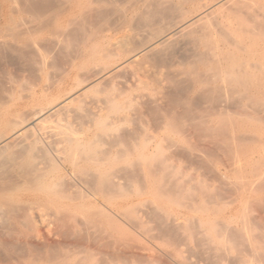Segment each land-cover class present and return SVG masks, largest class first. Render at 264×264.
Listing matches in <instances>:
<instances>
[{
  "label": "bare ground",
  "instance_id": "obj_1",
  "mask_svg": "<svg viewBox=\"0 0 264 264\" xmlns=\"http://www.w3.org/2000/svg\"><path fill=\"white\" fill-rule=\"evenodd\" d=\"M42 1L49 0H35L38 4H42ZM29 2L35 3L32 0L0 1L1 52L4 51L1 47L11 41L22 45H18V48H24V45L27 46L24 49L32 47L34 52L41 53L42 50L36 44L38 40L41 42L40 39L46 36L58 40L66 39L67 27L71 26L69 29L72 30L80 24H76L79 20L83 22L82 19L88 17L89 20H98L104 27L116 21L118 28H111V35L102 34L101 30V33H91V39H86L89 49H86L87 44L85 51H78L77 56L73 55L74 59L68 60L69 77L76 74L74 72L77 70L91 65L98 66L94 74L85 81L87 85L84 89L71 90L66 96L57 94V90V95L49 100L53 87L47 90L42 88L43 90L30 96L29 104L38 108H34L29 116L20 109L22 113L19 110H0V174H3V170L5 173V169L10 166L23 178L22 183L10 189L0 185V210L11 221L8 223L11 226L10 232L0 231V247L8 249L21 245L20 252L24 253L22 257L13 260L12 264H101L103 261L100 262L99 258L97 260L94 251L102 245L95 243V240L98 237L101 240L107 239L106 246L115 254L121 229L100 205L114 209L117 215L140 233L156 237L178 251L182 245L190 247L195 244L199 249L205 250L214 263L223 264L226 261L230 264L229 254L240 245L246 254L240 253L233 259L235 263L231 264H264V236L253 233L258 220L262 219L253 217L250 200L254 192L259 193L258 184L264 181V173L261 172L264 167V138L253 139L256 138L253 137L254 133L252 137L248 136L249 133L259 130L260 125H264V49H259L264 46V20L254 12L245 10L252 7L251 4L245 0H129L125 7H121L114 0H58V4H64L59 8L66 7L57 9L54 5L57 10L50 13L49 10H46L47 13L44 11L43 4H37L36 9L41 10V6L45 14L37 10L38 13L41 12L39 15L36 13L37 18L35 10L33 11L34 17L40 22L39 27L34 29L31 26L24 27L25 25L20 24L22 19L17 20L11 14L16 5L27 14ZM256 2L259 1L253 2V5ZM223 9L239 16L238 26L225 31L223 25L224 27L220 26L222 29L215 32L212 29L215 24L212 17ZM20 16L22 18L21 14ZM219 25L217 23L216 26ZM114 33L121 35L116 42H112ZM245 35L250 41H256L257 46L241 43V36ZM221 39H224V44ZM231 44L235 49L229 48ZM186 45L192 48L183 57V62L170 63L178 49ZM7 46L9 49V45ZM147 63H152L157 70L153 69V73L148 71L149 68L145 67ZM159 67H165L166 70ZM128 72L138 76L136 88L141 92H148L147 95L143 93L145 95L139 94L140 97H135L136 95L129 94L122 95L125 96L122 98L118 97L119 92L116 93L117 97L107 95L106 92V96H103L100 90L96 103L110 106L114 114L119 116L117 122L126 124L131 121L128 112L134 111L137 104L156 103L157 106V102L161 100L169 101L173 106L171 112L162 114L158 111L163 115L165 135L148 137L144 134L134 139L136 133H120V124L112 121L110 115L95 111L91 113L88 109L85 113L88 114L94 130H89V125L85 132L72 130V125L67 124L70 128H61L60 122L55 137L50 139L49 135L50 148L55 157L71 170L72 178L66 179L63 177L62 168L54 165L47 151L41 148L38 134L46 128L45 124L53 122V118L60 119L59 116L72 112L71 105L79 102L86 93L96 90L102 82L112 77L116 79V76L120 77V74ZM78 85L79 82L74 86ZM110 85L112 86L111 83ZM111 88L113 92L116 91ZM102 90L105 91L104 88ZM199 104L208 106V115L197 116V113L194 116ZM156 106L153 107L157 108L159 105ZM232 106L244 111L243 115L245 114L249 123L236 128L228 111ZM249 109L263 117L256 115L257 118H250L246 113ZM99 110L105 109L103 107ZM2 128L7 130L4 135L1 134ZM192 133H203V137L211 138L212 141L220 138L218 141L223 143L228 152L227 156L230 157V171L238 178H244L249 167L255 172L254 180L244 181V186L240 180V185L233 186L234 199L229 204L224 201L222 203L219 196L224 189L213 188L212 185H207L210 182L205 184L198 176L183 174L170 157H167V151L180 149L185 139L194 135ZM190 141L191 139H186L187 143L193 144ZM185 147L182 149L187 150ZM192 149L196 152L197 145L193 144L191 150L187 151L192 152ZM249 149L259 153L261 159L255 161L248 154L243 160H237L240 158L237 154V159L233 156L235 150ZM219 177L223 186H229V177ZM0 179L3 180L2 177ZM239 203L243 207L242 215L236 217L237 215L229 214L231 208ZM8 226L5 227L8 229ZM53 234L58 237L64 235V239L76 238L75 245L78 250H71L69 242L68 245L54 243L51 238ZM85 240L94 242L98 248L85 247ZM119 259L116 254L113 255L110 264H118ZM183 262L181 263L184 264Z\"/></svg>",
  "mask_w": 264,
  "mask_h": 264
},
{
  "label": "rangeland",
  "instance_id": "obj_2",
  "mask_svg": "<svg viewBox=\"0 0 264 264\" xmlns=\"http://www.w3.org/2000/svg\"><path fill=\"white\" fill-rule=\"evenodd\" d=\"M32 1L35 2V0H32ZM55 1L57 3L54 2V0L53 1L52 0H49V1H47L49 3L42 1L43 2L42 3L43 5L40 4V3L39 4L42 5L43 9L45 8L44 11L46 13H47L46 10H49L48 12L50 13L52 10L54 11V10L63 9V8L66 7V6H64L63 8L62 7L59 8L60 6H63L64 5V4H62L63 2L61 3L62 5H60V4H58V3H60V2H58V0H55ZM245 1H247L248 3H250L251 6H252V7H249L248 9H245V10H248V12H250V13L254 12L255 14H257V16L260 19H263L264 20V12H263V10H264V0H262V1L261 0H252V1L251 0H245ZM255 1H259V2H256L255 5H253V2H255ZM114 2L117 5L121 6V7H125V5L127 4L126 2H129V0H114ZM29 3H27V5L29 4L28 6L31 7V8L28 7L29 8V11L31 9H33V10H32V12L31 11L29 12L27 10V12L28 13H31V14H28V13L26 14V11H23V10L19 9L21 7L20 6L18 7V5H16V4L15 5L17 7L14 6V4H12V7L13 6L14 7H13V10H12V13L11 14L17 20L22 19L23 21L21 20L20 21V24H22L23 26L25 25L24 27L28 28V26H29V28H30V26H31L32 28L34 27V29H35V28H38L39 27L38 25H39L40 22H39V20L37 18H38V15L42 12V7L39 6L40 9H41V10H39V9H36L37 6L39 5L38 2L37 3L35 2L33 4H31L32 2H29ZM257 3H259V5H261V7H259V5H257ZM54 5L57 6L58 8L56 9V7ZM14 10H16L15 13L13 12ZM34 10H35V15L37 16V18L34 17L35 16L33 14L34 13L33 12ZM37 10H39L41 12L38 13ZM17 11H19V12L17 13ZM245 12H247V11H245ZM19 13L22 15V18H21V16H20ZM231 13L232 12H230V11H228L226 9H223L222 11L217 12L216 14H214V16L212 17L213 20H214L213 22L216 25H217V23L220 24V25L219 26H216L213 23L214 24V26H213L214 28H212V29L215 32H218L219 29H222L224 27L223 25H225V28H223V30L226 29L225 31L232 30V27L233 26L234 27H237L238 26V24H237V18L239 16H237L234 13H232V15H231ZM262 13H263V15H262ZM42 14H45V13L42 12ZM14 15H17V16H14ZM34 18H35V20H33ZM29 19H30V21H28ZM31 19H32V22H31ZM228 19L230 21H228ZM84 20H86V21H84ZM84 20L82 19V21L84 23L79 20L80 22L78 21L76 24L80 23L79 24L80 26L79 25H78L79 27L78 26H75L72 30L69 29V28H71V26L67 27V30L66 31H67V37L68 38L63 39L64 41L61 40V39L58 40L56 38H53L52 39L50 36H46L47 38L46 37H43L44 38V41H43V38L40 39L41 42H39V40H38L37 41L38 43H36V44H38L39 46L37 45L38 46L37 48L39 49V47H40V49L43 52H47V53H43L42 51H40L41 53H39V51L36 53V52H34L35 50H32L34 48H32L31 46H29V47H31L30 49L28 48L29 50L27 48L24 49L25 47H27V46H24V45H23L24 48L20 47L22 49L21 50L20 48H18L21 44H18L19 45L18 46L14 42H11V41L10 42L8 41L9 44H6L5 46H2L1 47L4 50L3 52L0 51L1 52V54H0V108H1L0 110L1 111H7L8 112V110L15 111V110H19L20 109V110L23 111V113H25V115L26 114L28 115V114H30V112L34 108H38L36 106H32V105L29 104L30 96L33 95L36 92H39V91H41L43 89L44 90L45 89L46 90L47 89H51V87H53L54 90H51V91L54 94H52V93L50 94V96H51V97L49 96V100H50V98H52V96H54L58 91L59 92L57 94H60L61 96H66L67 94L71 93V90H80V89H84L85 88V86L87 85V83L85 81L88 80L94 74L95 68H97L98 66L91 65L88 68L77 70L76 72H74L76 74H72L69 77V76H67V72L70 69V67H69L70 64H69V61L68 60L69 59L70 60L74 59L75 57L73 55L77 56L76 53L78 51H80V50H84L85 51L86 49H89V46L90 45H89L88 42H86V39H87V41H89V39H91V36H90L91 33H94L96 31L97 32H100V30H101L102 34H109V35H111V33H113V30L111 32L110 29L111 28H115L118 25H116V21H113L115 23H112L109 26L105 25V27H104V25H102L98 20H96L94 18L93 19L91 18V20H89V17H88L87 19H84ZM27 21H28V23L31 22V24L28 25ZM33 21H34V23H33ZM235 21H236V23H234ZM32 23L34 25L37 24V26L35 25L36 26L35 27ZM26 24H27V26H26ZM100 25H102V26H100ZM220 26H223V27L220 28ZM77 27H78V29H77ZM99 27H102V28H99ZM95 28H96V30H94ZM68 29L70 30V32H69ZM88 29H89V31H88ZM105 29H106V31L108 33L105 31ZM112 36H113L112 37L113 38L112 39V42H116L117 39L120 38L121 35H120V33H114ZM45 38H46V40H45ZM50 40H52V41H50ZM53 40H57V41H53ZM221 40H222L221 43L224 44V42H225L224 39H221ZM240 40H241L240 41L241 43H243V44H245V43L246 44H249L251 47L257 46L256 43H255L256 41H254V40H251L250 41L246 37V35L245 36H241V39ZM44 42H46V43H44ZM87 44H88V47L85 49V47L87 46ZM7 45H9V49H8V46ZM77 46H78V48H76ZM233 46L231 44V45H229V48L230 49H235V48H232ZM10 48H12V51H11ZM180 48H181V50H180ZM180 48L176 52L177 55H175V58L172 59V60L170 59L171 60L170 63L172 62L173 64H177L179 61L180 62H183V57H185V55H187L188 52H190V49L192 47L191 46L188 47L186 45L185 47L182 46ZM259 49L260 50L264 49V46H261ZM52 50H53V52H52ZM13 51H15V52H13ZM23 51H24V53H23ZM179 51H181V52H179ZM9 52H11V53H9ZM25 53H26V55H25ZM68 53H69V55H68ZM21 54H24V55H21ZM23 58H24V60H23ZM43 60H45V62H42ZM176 61H178V62L176 63ZM70 63H71V61H70ZM147 64H146L145 67H146V69L149 68V69H147L148 71H150V72L153 73V69L154 70H157V68L153 67L154 65L152 63H147ZM149 64H150V66L152 68L149 66ZM46 65H49V67L46 66ZM163 68L165 69V67H163ZM163 68L162 67H159V69H161V70H164ZM131 73L132 72H128L127 74H129V75H127L125 73L124 74H120V77H118L119 76L118 75V76H116V79H115V77H112L109 80L102 82L101 85H99V87L96 88V90H92V91L86 93L83 96L84 98L81 97V99L79 100V102L77 101L76 103L72 104L71 107H70V110L72 112L69 111V113L64 114V116L63 115L59 116L60 119H58V117L53 118V120H52L53 122H50V124L47 123V124L50 125V127H49V125L45 124V127L46 128L43 131H41L40 134H38L39 135V138H40V140L42 142V143L40 142L41 148L44 149V151H47V154L51 158L52 163L54 161V165H56L59 168H62V171H63V174H64L63 177H65L66 179H71L72 178V176H71V170H70V168L68 166H64L63 163H61L60 161L57 160V158L55 157L52 149L50 148L51 147V145L49 143L50 142V139H52V136H53V138L55 137V132L58 131V128H59V125L60 124H61L60 125L61 128H70L71 127L70 129L75 130V131H79V132H81V131L85 132L86 130L88 131L89 128H90L89 130H94L93 124L90 122V118H88V114L85 113V112H88L89 110H90L91 113H93L95 111V113L101 112L103 115H106V116L107 115L108 116L110 115V117H112L111 120L112 121L115 120L114 122H117L118 121L117 118L119 116L117 114L116 115L114 114V110L110 106H106L104 104L102 105L100 103H96V98H97V96H99L100 90H101V93H102L101 95H103V96H106V92H107V95L109 94V95H111L113 97H117V95L120 94L118 97H122V98L125 97V96H127V95H129V94H131L132 96H135L136 95L135 97H140L139 94H141V96H142V95H145L146 93H148L146 91H142L141 92L140 90H138L136 88V83H137L136 82L137 81L136 78H138V76L136 74H134L135 75L134 76L133 73L132 74ZM62 76H64V77H62ZM41 77H42V79H41ZM132 78H135V79H132ZM112 79H113V81H112ZM129 79H131V81L133 83L130 82ZM52 82H53V84H52ZM78 82H79V85L80 86L79 85L78 86H74ZM114 82H116V83H114ZM110 83L112 84V86L110 85ZM127 86L129 88H131V90L129 88H127ZM103 88L105 89V91L102 90ZM110 88L111 89L114 88V90H116V91L113 92V90H110ZM59 89L60 90L62 89L63 93H61L62 91H60ZM136 89H137L138 92L136 91ZM108 91H110V92H108ZM127 92H129V93H127ZM113 93H115V96H114ZM116 93H118V94H116ZM143 93H145V94H143ZM122 95H125V96H122ZM99 104L102 105V106H99ZM142 104L141 103L140 104H137V108L134 111H131L130 110L131 112L130 111L128 112V114L130 116V119H131V121L129 123H126V124L122 123L121 124V123L117 122V123L120 124V126H119V132L120 133H122V132H127V133L133 132V133H136L135 136H133L134 139L137 138V137L140 138L144 134L146 136H148V137H163L165 135V132H164V127L165 126H164V123H163L164 122V119H163V115H161L160 112L158 113V111H161L162 114L163 113L164 114L165 113H169L173 109L172 104L169 101L167 102L165 100L164 101L161 100V101L157 102V104L159 105V106L158 105L157 106L159 108L156 106V103H155V105L154 104H151V103L150 104L142 103ZM199 105H201V104H199ZM199 105L197 106L198 108L196 107V112L194 111V116H196L197 113H198L197 116L198 115L201 116L203 114L204 115H208L209 114V111H208L209 109H206V107L208 108V106L205 105V104H202L201 107L199 108ZM153 106H156L157 108H155ZM103 107H104V109L106 111L105 110L104 111L99 110L100 108H103ZM25 109H26V111H25ZM238 109L239 108L238 107L236 108L235 106L234 107L232 106V107H230L228 109L230 115L234 119V123L236 125V128L237 127L239 128V127H242V126L246 125L247 122L249 123V121H247L246 117L244 116L245 114L243 115V112L244 111L242 112L241 109H239V111H238ZM96 110H97V112H96ZM22 111H20V112L22 113ZM107 111H110V112L106 113ZM73 113H75V115ZM246 113L250 116V118L251 117L257 118L258 116H256V115H259L258 113L255 114L254 111H252L251 109H249V112L246 111ZM233 114H235V115H233ZM238 115H240V116H238ZM62 116H63V118H62ZM259 116H262L263 117V115H261V114ZM114 117H116V118H114ZM250 118L248 120H251ZM60 122H62V123H60ZM55 123H57V125H55ZM58 123H60V124L58 125ZM66 124L68 126H70V125H72V126L68 127ZM54 125H55V128L53 130L52 127ZM88 125H89V128H88ZM4 129H6V128H2V130H1L2 131V133H1L2 135L6 134V132H7V130H4ZM46 129H48V130H46ZM161 130H163V131H161ZM44 132L45 133L47 132L46 133L47 135ZM252 133H254L253 134L254 136L252 135ZM52 134H54V135H52ZM192 134H194V135L193 136L191 135V136L187 137L186 139L187 140H190L191 139L190 142H193L194 145H197V148L198 149H196L197 150L196 152L193 151V149H192V152L191 151H187L188 149L191 150L193 144L192 143H190V144L187 143L188 141L186 142V139H185V142L183 144H181V148L180 149H171V150L167 151L166 152V155L168 154L167 157L168 158L170 157V160H172V162L175 165H177L176 167H178L183 172V174L185 173V175H188V176L189 175L190 176H198L201 179H203L202 181L205 184H207L208 182H210V184L208 183L207 185H210V186L212 185L213 188L220 187L221 190L224 189V190H222L220 192L221 195L219 194V196L222 198V200H221L220 197L219 198L222 201V203L224 201V203L229 204L228 202H231V199L234 196L233 186L235 184H237V185L239 184L240 185L241 183L243 184L242 186H244V184H245V183H243L244 181H247L248 179L249 180H251V179L254 180L255 177H256L254 175L255 172L252 170V167L251 168L249 167L248 168L249 171L244 174V178L245 179L244 178L240 179L241 176H239V178H238V176H236L235 174L232 173V171H230L231 170L230 169L231 168L230 167L231 164L229 162L230 161L229 160L230 157H229V155L227 156L228 152L226 151L225 146H223V143L222 142H219L220 141V138H218L217 141H214L216 138L213 139V141H212L211 138L209 139L208 137H205L204 136L206 139L208 138L207 140H205V138L203 137V135H204L203 133H202V135L201 134L198 135L197 133L196 134L195 133H192ZM43 135H45V136H43ZM49 135H50L51 138L49 137ZM201 136H202V138H201ZM248 136L249 137H252V136L253 137H256V138H253V139H263L264 138V125H260L259 130H256V131H253V132L249 133ZM46 137H47V140L45 139ZM87 137H88V135H87ZM197 137H199V138H197ZM198 139H201L202 141L201 140L200 141H197ZM250 144H253V143H250ZM182 147L183 148L184 147L187 148V150L186 149H182ZM236 154H237L238 157L240 156L239 159H237L238 157L235 156ZM243 154H245V155H243ZM247 154H248V156L253 157L254 158L253 160H255V161L261 159L260 154L259 153H256L255 151H253L251 149H249L247 151H238V150H235L233 156H235L237 160H243ZM209 164H210V166H208ZM7 168L8 169H5V173H4V170H3L2 171L3 174H0V177H2V179H3V180L0 179V185L1 186H4L6 189H10V188H12L13 186H15L17 184L22 183L21 180L23 178H21L20 174L18 173V171L14 167H10L9 166ZM184 171H186V172H184ZM252 172H253V174H252ZM261 172L264 173V167H262ZM223 175L226 176L227 178L229 177L228 178L230 180L229 186H226V185H225L226 187L223 186L222 182L219 180L220 179L219 176L222 177ZM247 177H249V178H247ZM240 180H242L241 183H240ZM235 181H238V183L235 182ZM258 187L259 188H257V189H258L259 193L254 192V194H252V196L250 197V200H251V209H252L253 217L258 218V219L260 218L262 220H258V223L255 226L256 228L254 227V229H253V233L254 234L255 233L256 234H260V235H263L264 236V200H262V199H264V181H262V183H260V185L258 184ZM252 202H254V203H252ZM100 206H101V209L102 210H104L105 212H107V214L109 215V217L110 216L114 217V218L111 217V220L114 221V222H116L120 226V229H121V231H120L121 232V234H120V241L121 242L119 241L120 243L118 242L119 245H117L118 246L117 249L119 251L116 250L117 253H115L116 254V257L117 258H120L119 259L120 262L118 261V264H182L181 262H183V261H184L183 262L184 264H198V263L199 264H216V262L215 263L213 262L214 260H212V258L206 253L205 250H203L202 248L199 249L195 244H192V246H190L191 248L188 247V246H185V245H182V246L180 245L181 248L178 251L173 246L169 245L168 243L163 242L162 240H159L156 237L144 235V234L140 233L139 231L135 230L132 226H130V224H128L126 222L125 219H122V217H120L119 215H117V212L114 211V209H112L110 207H106L104 205H100ZM240 212H241V214H240ZM242 213H243V207H242V205H240V203L234 205L231 208L230 212H229V214H233L234 216L237 215L236 217H240L242 215ZM7 217H8V215H6L2 210H0V231L1 232H5V233L10 232L11 226L8 223H10L11 221ZM4 220H5V222H4ZM261 224H262V226H261ZM5 226H8V229ZM257 226H259V227H257ZM256 229H257V231H256ZM56 234H58V233H56ZM56 234H53L51 236L52 241L54 243L57 244L59 242V244L68 245V242H69V245L68 246H69V248L71 250H73V251L74 250L75 251L78 250L77 249V246L75 245V243H76V240L75 239L76 238L72 239L73 237H70V238L65 237L66 241H63V240H65L64 239V235L63 236L60 235L58 237ZM98 238L97 239L95 238L97 241L95 239L94 240H95V243H97L98 245H102V246H100L99 249H97L98 247H96L95 243L92 242V241L90 243L87 240H85L84 243H83V245L85 247H88L89 246L92 249H94V247H96L97 251H94V254H95V257L97 258V260L100 259V262L102 260L103 262H101V264H103L105 261H106V264H110V262H111L110 260H112V257H113V255L115 256V254L112 251V249H109L108 246H106L108 244V240L107 239L104 238L105 240L104 239L101 240V239H98ZM105 242L107 244H105ZM70 244L72 245V247H70L71 246ZM63 245H61V246H63ZM18 246H20V247H18ZM18 246L9 247L8 249L7 248L6 249L5 248L1 249V247H0V264H8V263L9 264L10 263L12 264V262H14L16 259H18L19 257H22L24 253L22 251L20 252L21 245H18ZM102 250H104V251H102ZM235 250L232 251L231 254H229L230 255L229 256L230 264H231V262H233V259L236 256L240 255V253H241V255L242 254H246L244 252V248L242 246H240V245H237V250L236 251ZM100 252L103 253V254H101ZM36 256H37V254H36ZM122 261H123V263H122ZM233 263H235V262H233ZM223 264H229V262L224 261Z\"/></svg>",
  "mask_w": 264,
  "mask_h": 264
}]
</instances>
